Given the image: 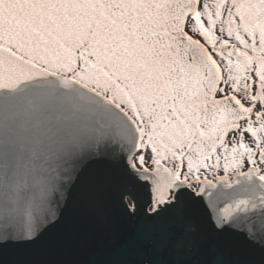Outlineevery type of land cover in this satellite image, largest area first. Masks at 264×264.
<instances>
[{
    "label": "snow or ice",
    "instance_id": "obj_1",
    "mask_svg": "<svg viewBox=\"0 0 264 264\" xmlns=\"http://www.w3.org/2000/svg\"><path fill=\"white\" fill-rule=\"evenodd\" d=\"M0 264H264V0H0Z\"/></svg>",
    "mask_w": 264,
    "mask_h": 264
},
{
    "label": "water",
    "instance_id": "obj_2",
    "mask_svg": "<svg viewBox=\"0 0 264 264\" xmlns=\"http://www.w3.org/2000/svg\"><path fill=\"white\" fill-rule=\"evenodd\" d=\"M107 214L108 210L102 202L85 204L71 228L61 229L35 251L34 258L87 262L99 258L102 252L117 249L130 229L119 226L114 231L103 227Z\"/></svg>",
    "mask_w": 264,
    "mask_h": 264
}]
</instances>
